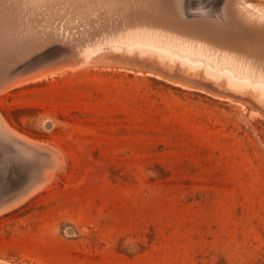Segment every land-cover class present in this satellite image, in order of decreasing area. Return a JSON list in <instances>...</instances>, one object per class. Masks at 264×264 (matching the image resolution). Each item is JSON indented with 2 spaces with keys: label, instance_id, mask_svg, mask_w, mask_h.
Listing matches in <instances>:
<instances>
[{
  "label": "rangeland",
  "instance_id": "rangeland-1",
  "mask_svg": "<svg viewBox=\"0 0 264 264\" xmlns=\"http://www.w3.org/2000/svg\"><path fill=\"white\" fill-rule=\"evenodd\" d=\"M27 1L0 0V199L23 192L0 214V259L264 264V104L202 70L108 51L77 71L14 85L13 72L35 48L62 42L77 52L93 32L123 30L129 16L149 14L109 1L96 15L91 0ZM142 45L160 49L147 39L135 43ZM3 123L39 140L48 155L19 147Z\"/></svg>",
  "mask_w": 264,
  "mask_h": 264
},
{
  "label": "bare ground",
  "instance_id": "bare-ground-1",
  "mask_svg": "<svg viewBox=\"0 0 264 264\" xmlns=\"http://www.w3.org/2000/svg\"><path fill=\"white\" fill-rule=\"evenodd\" d=\"M5 1L7 2V0H5ZM28 1L23 2V4L28 3ZM96 1L100 2V3L95 5ZM108 1L110 2V5L111 4L113 5V3H114V5L115 4L117 6L121 5L123 7L124 6H133L128 11V13H130L131 11H133L135 13L136 8L138 6V10L140 8H142V9L144 8L145 11L149 10V14L143 15V19H141V17H140L139 20H137V15H135V17L129 16V18L132 19V22H131L129 27L128 26L126 28L124 27L125 29H123V30L121 27L119 30H117L118 28L116 29L115 27H113V29L115 28V30H116L114 32H108L106 30V28H103L102 30H100L101 32H99L98 34L96 32H93L91 34V36H92L91 40H89L86 44L81 43V45L78 46L79 50H77V52H76V49L75 50L73 48L71 49L70 46H68L62 42L59 43L60 45H62V46H60L61 47L60 49L57 46L55 48L53 47L52 49H49L48 47L50 46V44H46V45H42L40 47H37L34 50V54L32 55V53H31L32 56L30 55L31 56L30 58L26 57L25 60L22 58L21 60H24V61L19 63V65L16 67V69L14 68L15 71L13 72V75L11 77V82H14V85H15V83L23 85V83L25 84V82H29V81L31 82V81L36 80V79L39 80V78H42L44 76L48 77L49 74L54 76V74L60 70H64V69L66 70L68 68L69 69L73 68L74 71L76 69L79 70L80 66L76 68L77 64L78 65H80V64L85 65V64L90 63L92 60L94 62L95 57L98 58V54L100 52H101L100 54H102L103 53L102 51H108L109 53H112V55L113 54L119 55L120 57H123V58L126 56H128V57L129 56H131V57L135 56V57H139L138 59H140V58L143 59L146 57H149L151 59L153 56H155L158 60H161V63L167 62L170 65L180 63L182 66H185L188 71L202 70L205 79L215 80L217 84H220V85L226 87V89L234 91V92H240L242 94L249 93L250 94L248 96L249 99H251L253 101L256 100V101L264 104V0H91L92 6H90L88 9H90L89 11H91L93 13V15H96L94 13L97 11L100 12V9L106 8V7L110 8V6H105L107 4L106 2H108ZM34 2H35V0H34ZM31 3H33V2H30V4ZM103 4H105V5H103ZM116 5H115V7H117ZM24 6L25 5H23L22 7L25 8ZM29 8L31 9V7H29ZM29 8H28V10H29ZM43 8H45V7H43ZM105 10H107V8ZM124 10L127 11V8ZM113 12H114V10H113ZM105 13L106 12H104V15H105ZM47 14L49 15V12ZM111 14H113L112 11H111ZM111 14H110V16H111ZM93 15H92V17H94ZM33 16H34V14H33ZM152 16L157 18L158 21H161V23L165 27H169L171 30L168 32L156 30V28L153 25V21H152L153 19L149 20ZM90 17H89V19H90ZM16 18H17V16H16ZM87 18H88V16H87ZM103 18H104V16H103ZM120 18H122V17H120ZM34 19H35V17H34ZM108 19H107V21H109ZM26 20H27V17H26ZM92 20H93V18H92ZM36 21L34 23H36ZM43 22H45V21H43ZM104 22H105V20H104ZM123 22H125V21H123ZM101 23H103V22H101ZM49 24H50V22H49ZM42 25H44V24H42ZM54 25H55V23H54ZM40 26H41V24H40ZM43 30H45V29H43ZM90 30H91V28H90ZM75 31H77V30H75ZM87 31H89V30H87ZM104 31H106V33H103ZM38 32H40V31H38ZM76 33H78V32H76ZM8 34L10 35L11 33H8ZM87 34H88V32H87ZM97 35H100L101 37H99ZM96 36H97V38H96ZM12 37H13V35H12ZM69 38H71V37H69ZM20 39L21 38H19V40ZM140 39H147L148 41H150L152 44L159 47L160 49H158V50L152 49V48H149L145 45H142L141 47L135 46V43L139 42ZM83 40H84V38H83ZM83 40L81 39L80 41L83 42ZM53 44H56V43L54 42ZM53 44H51V45H53ZM22 45L23 44H21V46ZM35 45H36V43H35ZM77 45H78V43H77ZM72 46H74V45H72ZM9 47H10V44H9ZM23 48H24V46H23ZM18 49H20V48H18ZM106 54H107V52H106ZM123 54H125L126 56L125 55L121 56ZM103 55H101V57ZM19 56H20V54H19ZM109 56H111V54ZM112 57L113 56L110 57L111 60H112ZM4 58H3V61H4ZM97 58H96V60H97ZM115 58H116V56L113 59H115ZM96 60H95V62H96ZM98 60L102 61L103 57H102V59H98ZM9 61L10 60H8V62ZM103 61H105V59ZM105 62H107V61H105ZM12 67H14V66H12ZM73 69L72 70L70 69V70L73 71ZM8 70H10V69H7V71ZM63 72H61V73H63ZM0 79H1V77H0ZM222 79L225 80L224 83L220 82ZM8 80H10V79H8ZM4 81L5 80H3V82ZM6 82H8V81H6ZM11 86L8 85V86H6V88H4V85H3V87L1 85V87L4 88L5 90ZM4 89H3V92H4ZM3 92H2V94H3ZM11 128L8 125H6L5 123H3V129L6 132L7 136H9V138L12 141H14V143H17L19 147L26 149V150H30V151H35V152L39 151L38 153H44L46 151L45 149H47V148L44 149V147L42 146L43 144H39L40 143L39 140L36 142L33 139H31L30 137H27L23 134H20L15 129H14L15 130L14 131ZM6 144L10 145L8 142ZM8 145H6V146H8ZM52 148L50 147L49 149H52ZM48 151H50V150H48ZM58 151H59V149H58ZM58 151L56 150L55 152L59 153ZM44 155H46V154L44 153ZM62 155L65 156L64 154H62ZM1 157H2V155H1ZM58 157L59 156L57 155V158ZM53 158L62 162V158H60L61 160L57 159L56 156H53ZM3 161L5 162L6 160H3ZM4 162H3V164H4ZM41 162H42V160H41ZM48 165L51 166L50 164H48ZM3 166H6V165H3ZM45 167H43V168H45ZM51 167H53V166H51ZM55 167H58V166L56 165ZM61 167H63V166H61ZM43 168H39V169H43ZM55 169H58V168H55ZM45 170H43V171H45ZM55 171L57 172V170H55ZM58 172H60V171H58ZM52 177H54V176H52ZM28 179L29 178H27V180ZM44 181H46V180L42 181L43 184H44ZM50 181H48V182H50ZM39 182L35 183V184L37 186H39ZM30 183H32V181ZM7 184H9L8 181H7ZM20 185H21V183L19 184V186ZM45 185H47V184H45ZM22 187H21V189H22ZM44 189H45V187H44ZM29 190H31V189H29ZM32 190H34V189H32ZM35 190H36V188H35ZM1 191L2 190H0V192ZM24 192L27 193L26 190ZM38 192H40V191H38ZM11 193H14V194H10L9 197H6V198L4 197L3 199H0V214H3L2 213L3 211L11 209V207L13 205H15L17 202L21 201V199H22L21 197H23V192L15 193V191L14 192L11 191ZM33 193L34 192L32 191V195H33ZM35 194H37V193H35ZM25 198L23 199L24 201H25ZM24 204H25V202L23 203V205ZM17 206H20V204H18ZM10 262H11V260H10ZM0 264H10V263H8L5 260L0 259Z\"/></svg>",
  "mask_w": 264,
  "mask_h": 264
}]
</instances>
